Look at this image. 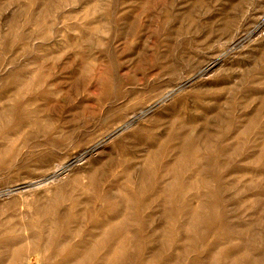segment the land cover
Listing matches in <instances>:
<instances>
[{"label": "rangeland", "instance_id": "1", "mask_svg": "<svg viewBox=\"0 0 264 264\" xmlns=\"http://www.w3.org/2000/svg\"><path fill=\"white\" fill-rule=\"evenodd\" d=\"M0 264H264V0H0Z\"/></svg>", "mask_w": 264, "mask_h": 264}, {"label": "bare ground", "instance_id": "2", "mask_svg": "<svg viewBox=\"0 0 264 264\" xmlns=\"http://www.w3.org/2000/svg\"><path fill=\"white\" fill-rule=\"evenodd\" d=\"M216 63V62H215ZM214 64V62L213 63H211V64H209L208 66H206L205 67V69H204V72H206L210 67H212V65ZM215 65V64H214ZM210 71V70H209ZM59 168V167H58ZM56 174V173H55ZM53 177H55V176H53V174H52V176H49L48 178H45V180L46 179H52ZM46 182V181H45Z\"/></svg>", "mask_w": 264, "mask_h": 264}]
</instances>
